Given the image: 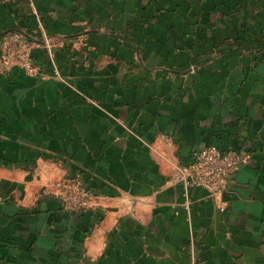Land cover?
Masks as SVG:
<instances>
[{
  "label": "crops",
  "instance_id": "0c3cea01",
  "mask_svg": "<svg viewBox=\"0 0 264 264\" xmlns=\"http://www.w3.org/2000/svg\"><path fill=\"white\" fill-rule=\"evenodd\" d=\"M34 5L0 1L40 68L0 77V264H264V0ZM208 146L251 156L218 198L177 178Z\"/></svg>",
  "mask_w": 264,
  "mask_h": 264
},
{
  "label": "built area",
  "instance_id": "2783aa9c",
  "mask_svg": "<svg viewBox=\"0 0 264 264\" xmlns=\"http://www.w3.org/2000/svg\"><path fill=\"white\" fill-rule=\"evenodd\" d=\"M6 4H16L23 0H0ZM37 14L34 0H25ZM54 44L46 38L43 48L51 53ZM37 46L22 31H13L0 37V77L7 70L16 68L30 77L40 74L34 58ZM251 161L247 151L222 150L216 146L204 147L192 156L191 162L178 167V181L188 188H201L212 197L226 193L234 177ZM63 198V207L68 212H82L92 208L96 193L83 186L65 182L56 185Z\"/></svg>",
  "mask_w": 264,
  "mask_h": 264
}]
</instances>
